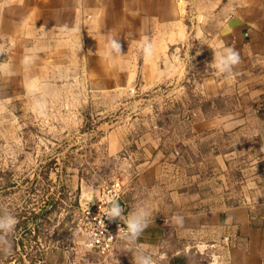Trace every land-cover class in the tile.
Returning a JSON list of instances; mask_svg holds the SVG:
<instances>
[{
	"label": "rangeland",
	"instance_id": "rangeland-1",
	"mask_svg": "<svg viewBox=\"0 0 264 264\" xmlns=\"http://www.w3.org/2000/svg\"><path fill=\"white\" fill-rule=\"evenodd\" d=\"M172 59L178 78L151 96L138 85L87 97L73 84H50L45 92L14 99L0 91V220L14 218L10 229L0 228V264H135L137 255H151L156 264H226L224 245L180 242L160 220L183 210L244 204L263 182L257 176L264 169L252 162L250 142L235 138L221 140V149L234 153L219 171L198 163L199 150L187 155L190 163L163 156L175 141L166 125L177 123L184 110L191 119L197 102L194 58L177 51ZM158 126L165 131L159 153L136 144L144 128ZM112 131L118 137L111 142ZM121 137L123 148L112 147ZM148 155L154 163H145ZM149 165L156 179L141 187L137 175ZM115 184L118 198L109 201ZM87 192L93 197L86 209ZM113 201L122 212L107 221L122 228L101 253L87 245L97 233L96 207L106 208L107 218ZM137 215L147 224L138 235L127 231Z\"/></svg>",
	"mask_w": 264,
	"mask_h": 264
},
{
	"label": "crops",
	"instance_id": "crops-1",
	"mask_svg": "<svg viewBox=\"0 0 264 264\" xmlns=\"http://www.w3.org/2000/svg\"><path fill=\"white\" fill-rule=\"evenodd\" d=\"M144 36L143 44L153 43L147 58ZM221 45L239 54L230 72L211 64ZM177 51L197 64V102L191 119L184 110L166 125L175 141L163 156L190 163L187 155L199 150L198 163L219 171L234 153L221 149V140L235 138L250 142L252 162L264 169V0H0V91L8 99L45 92L50 84L79 85L82 97L138 85L151 96L178 78ZM165 131L144 128L136 144L159 153ZM117 137L108 134L111 142ZM117 142L111 146L123 148L122 137ZM155 171L144 167L138 185L152 186ZM257 178L263 182L248 202L166 215L165 233L184 243L224 245L226 264H264V170Z\"/></svg>",
	"mask_w": 264,
	"mask_h": 264
},
{
	"label": "clouds",
	"instance_id": "clouds-1",
	"mask_svg": "<svg viewBox=\"0 0 264 264\" xmlns=\"http://www.w3.org/2000/svg\"><path fill=\"white\" fill-rule=\"evenodd\" d=\"M67 28V26H64ZM73 30L79 31V26H74ZM149 38L147 36L142 37V54L145 58L150 57L153 54V43L143 44V41H147ZM110 47L114 50L119 51L120 44L116 40H112L110 43ZM102 57L106 61H110L108 57V53L106 51L102 52ZM240 57L239 54L235 51V49L221 45L217 51L213 53V60L211 64L213 67L223 73L230 72L232 67L239 63ZM93 194L91 192L85 193V199L87 201L86 209L88 203L92 200ZM122 209L119 204L115 201L112 202L111 215L112 217L120 216ZM14 224V218L8 217L6 220H0V228L10 229ZM145 227H147L146 222L143 219L142 215H137L131 218L127 223V231L133 234H139ZM87 247H91V243L87 245ZM158 254L161 258L166 256L165 252H160ZM118 264V262H117ZM135 264H156V261L152 259L151 255H137L135 258Z\"/></svg>",
	"mask_w": 264,
	"mask_h": 264
},
{
	"label": "built area",
	"instance_id": "built-area-1",
	"mask_svg": "<svg viewBox=\"0 0 264 264\" xmlns=\"http://www.w3.org/2000/svg\"><path fill=\"white\" fill-rule=\"evenodd\" d=\"M119 190V184H115L111 190L112 197L109 199V201L118 198ZM96 208L98 211L97 216L94 218V225L97 233H94V235L91 236L89 243H91V248L98 249L101 253H104L108 252L112 248L116 239V233L121 230L122 226L117 223L111 225L107 221L106 213H104L106 208H103L101 205H98Z\"/></svg>",
	"mask_w": 264,
	"mask_h": 264
},
{
	"label": "water",
	"instance_id": "water-1",
	"mask_svg": "<svg viewBox=\"0 0 264 264\" xmlns=\"http://www.w3.org/2000/svg\"><path fill=\"white\" fill-rule=\"evenodd\" d=\"M120 208H121V207H120ZM121 209H122V208H121ZM111 218H113V217H112L111 213L109 212L108 215H107V219H108V221H113V219H111Z\"/></svg>",
	"mask_w": 264,
	"mask_h": 264
}]
</instances>
